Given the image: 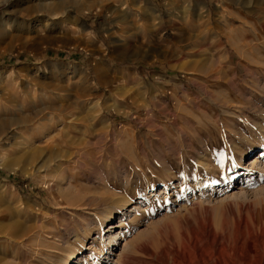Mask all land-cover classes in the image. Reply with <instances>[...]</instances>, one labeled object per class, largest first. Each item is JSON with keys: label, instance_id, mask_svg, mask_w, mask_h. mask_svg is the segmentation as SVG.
Instances as JSON below:
<instances>
[{"label": "rangeland", "instance_id": "obj_1", "mask_svg": "<svg viewBox=\"0 0 264 264\" xmlns=\"http://www.w3.org/2000/svg\"><path fill=\"white\" fill-rule=\"evenodd\" d=\"M262 151L264 0H0V264L264 262Z\"/></svg>", "mask_w": 264, "mask_h": 264}, {"label": "bare ground", "instance_id": "obj_2", "mask_svg": "<svg viewBox=\"0 0 264 264\" xmlns=\"http://www.w3.org/2000/svg\"><path fill=\"white\" fill-rule=\"evenodd\" d=\"M13 135V134H12ZM14 137V136H13ZM6 139H9V138H6ZM34 151V150H33ZM262 153H263V151H262ZM264 154V153H263ZM59 155V154H58ZM57 157V156H56ZM10 168V167H9ZM10 170H12V169H10ZM259 253V252H258ZM74 259V258H76V254H72V255H70V260L71 259ZM251 258V257H250ZM250 258H247L246 257V259L245 258H243V259H238V261L236 262V263H234V264H264V262L262 261V259H259V260H255V261H253L252 259H250ZM72 259V260H73ZM73 263V262H72ZM67 264H68V262H67ZM220 264H229V262H227V261H223V262H221Z\"/></svg>", "mask_w": 264, "mask_h": 264}]
</instances>
